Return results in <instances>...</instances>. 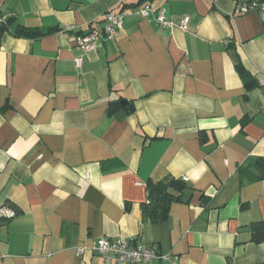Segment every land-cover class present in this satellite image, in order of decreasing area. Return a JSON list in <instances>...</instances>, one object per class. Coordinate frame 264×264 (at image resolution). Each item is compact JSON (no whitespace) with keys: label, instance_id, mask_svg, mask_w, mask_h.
Returning a JSON list of instances; mask_svg holds the SVG:
<instances>
[{"label":"crops","instance_id":"1","mask_svg":"<svg viewBox=\"0 0 264 264\" xmlns=\"http://www.w3.org/2000/svg\"><path fill=\"white\" fill-rule=\"evenodd\" d=\"M246 1L0 0V26L13 20L0 31V200L16 211L0 218V264H106L100 237L178 264H264L249 239L264 223V21L234 13ZM144 3L174 24L127 13L114 39L76 46L106 11ZM16 23L57 30L17 37ZM169 177L190 199L143 220L146 181Z\"/></svg>","mask_w":264,"mask_h":264},{"label":"built area","instance_id":"2","mask_svg":"<svg viewBox=\"0 0 264 264\" xmlns=\"http://www.w3.org/2000/svg\"><path fill=\"white\" fill-rule=\"evenodd\" d=\"M120 2L121 0H117ZM251 10H256L264 21V1L250 0L238 3L234 8L235 14H245ZM136 15L140 18L153 17L156 23L161 26L170 27L174 23L165 15L163 8L154 9L150 4L144 3L130 9L128 12L122 10L106 11L101 22L94 28L80 33L76 37V46L84 51H90L97 47L99 40L114 39L123 24L125 14ZM189 21L188 16H184L178 22V26L186 29ZM71 28V27H70ZM77 65L80 59H75ZM16 211L0 200V218H11ZM93 251L98 253L106 264H152L159 260H171L172 264H178L175 256L169 257L167 254L157 252L154 245H147L132 239H109L100 237L93 245Z\"/></svg>","mask_w":264,"mask_h":264},{"label":"trees","instance_id":"3","mask_svg":"<svg viewBox=\"0 0 264 264\" xmlns=\"http://www.w3.org/2000/svg\"><path fill=\"white\" fill-rule=\"evenodd\" d=\"M11 21H13L12 18H7L5 22L1 23L0 31L8 29ZM55 30H57V27L30 28L20 23H16L15 27L12 29V34L17 37L39 38ZM246 84L247 87L253 85L252 82L249 83L248 81H246ZM110 105L108 107V112L111 110ZM255 162L260 169V175L257 178L262 179L264 178V162L261 159H258ZM193 191V187L180 178L169 177L156 182L147 180V200L140 205L143 220L151 222L164 221L167 219L170 204L176 201L188 202ZM249 228V239L251 242L259 243L264 241V223L262 221L252 222Z\"/></svg>","mask_w":264,"mask_h":264},{"label":"water","instance_id":"4","mask_svg":"<svg viewBox=\"0 0 264 264\" xmlns=\"http://www.w3.org/2000/svg\"><path fill=\"white\" fill-rule=\"evenodd\" d=\"M125 102V101H124Z\"/></svg>","mask_w":264,"mask_h":264}]
</instances>
